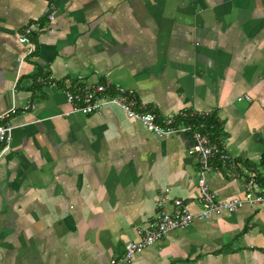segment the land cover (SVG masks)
I'll list each match as a JSON object with an SVG mask.
<instances>
[{
	"label": "crops",
	"instance_id": "1",
	"mask_svg": "<svg viewBox=\"0 0 264 264\" xmlns=\"http://www.w3.org/2000/svg\"><path fill=\"white\" fill-rule=\"evenodd\" d=\"M30 24L34 50L19 61ZM80 79L131 89L159 116L217 114L235 167L213 159L216 197L242 195L253 174L264 189V0H0V114L14 106L0 264H106L155 217L161 191L169 210L175 198L200 208L191 134H154L115 105L72 112L64 87ZM125 264H264V214L245 205L194 221Z\"/></svg>",
	"mask_w": 264,
	"mask_h": 264
},
{
	"label": "built area",
	"instance_id": "2",
	"mask_svg": "<svg viewBox=\"0 0 264 264\" xmlns=\"http://www.w3.org/2000/svg\"><path fill=\"white\" fill-rule=\"evenodd\" d=\"M46 15L49 20H53L56 16V8L51 1L48 3ZM37 28L38 24H30L19 34L18 41L27 46L25 53L19 56V61L33 52L34 45L30 36ZM37 81L51 83V78L39 76ZM64 95L71 104L72 112L88 114L97 112L108 105H115L120 107L128 117L139 120L148 131L154 134L168 137L175 133L188 132L194 140L188 153L198 156L197 182L200 208L193 210L189 202L175 198L172 201L173 208L169 210L166 208L170 199L167 189L161 191L156 199L155 217L138 226L135 230L136 238L126 242L123 254L110 258L106 264H125L136 253L163 239L170 231L185 228L197 220L207 221L223 213H235L245 205L258 206L264 214V189L254 187L256 182L254 174L246 182L242 195L219 199L211 189L207 175L214 168L213 159L219 160L224 166L230 164L235 167V163L222 144L212 141L207 132L200 131L195 124L187 121V117L201 115L204 114L203 112L179 111L159 116L156 111L140 102L131 89L112 86L108 81L91 84L80 79L76 84L65 86ZM244 97L250 99L248 95ZM29 106L30 104L27 103L23 109ZM13 108L14 106L0 114V153L9 147L13 125L5 118Z\"/></svg>",
	"mask_w": 264,
	"mask_h": 264
},
{
	"label": "trees",
	"instance_id": "3",
	"mask_svg": "<svg viewBox=\"0 0 264 264\" xmlns=\"http://www.w3.org/2000/svg\"><path fill=\"white\" fill-rule=\"evenodd\" d=\"M187 118H188L187 121L195 124L197 129L203 132H207L212 141L221 144V140L225 139L224 137L225 133L221 131L223 127L222 121L217 116V114L210 112V113H204L201 115H195V116L187 117ZM228 165L229 164H225V166H228Z\"/></svg>",
	"mask_w": 264,
	"mask_h": 264
}]
</instances>
